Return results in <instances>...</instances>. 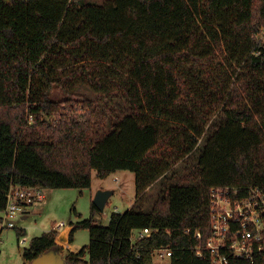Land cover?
<instances>
[{
  "label": "trees",
  "instance_id": "obj_1",
  "mask_svg": "<svg viewBox=\"0 0 264 264\" xmlns=\"http://www.w3.org/2000/svg\"><path fill=\"white\" fill-rule=\"evenodd\" d=\"M263 27L264 0H0V210L12 184L84 189L94 170L135 172L141 197L205 137L198 183L172 184L150 211L113 212L107 225L92 202L70 232L72 242L89 229L90 243L66 260L161 264L153 251L169 245L170 264H210L194 247L210 233L212 187H264ZM81 86L129 101L100 138L99 101ZM144 227L159 230L132 243ZM58 234L32 238L24 260L64 251Z\"/></svg>",
  "mask_w": 264,
  "mask_h": 264
},
{
  "label": "rangeland",
  "instance_id": "obj_2",
  "mask_svg": "<svg viewBox=\"0 0 264 264\" xmlns=\"http://www.w3.org/2000/svg\"><path fill=\"white\" fill-rule=\"evenodd\" d=\"M81 3L103 4L106 0H77ZM79 92L91 99L99 101V125L97 126V138H100L109 126L118 119V116L129 112L128 99L121 92H114L110 96L94 91L88 86H81ZM226 116L216 115L208 123L206 137L218 127ZM38 135L28 134L23 137L28 142L37 141ZM205 137L202 139L196 151L187 159L175 164L171 171L150 186L141 197H137L136 173L130 170H120L103 179L93 171L92 185L89 188H52L45 190L47 198L34 206L27 219L17 220V228H9L0 236V264H24V250L30 246L32 238L40 236L44 231L52 229L56 222H64L59 238L69 226L73 227L77 222L86 219L91 214V204L101 188L112 190L105 209L100 211L95 218V223L107 225L113 212H125L128 209L150 211L154 200L162 194L165 188L172 184H196L199 182L198 159L204 147ZM26 228V234L19 236L18 229ZM90 243V231L87 228L78 229L74 233L73 241L63 254L68 251L77 252ZM58 250V249H56ZM59 251V250H58ZM156 262L169 264L166 258L161 260L154 257Z\"/></svg>",
  "mask_w": 264,
  "mask_h": 264
},
{
  "label": "built area",
  "instance_id": "obj_3",
  "mask_svg": "<svg viewBox=\"0 0 264 264\" xmlns=\"http://www.w3.org/2000/svg\"><path fill=\"white\" fill-rule=\"evenodd\" d=\"M257 38L264 42V27L257 33ZM46 198L45 189L41 187L12 184L7 193V205L0 210V236L6 229L17 228L16 221ZM210 221L208 237L204 243L194 247L198 257L208 259L210 264L264 262V187L256 185L245 190L235 186L212 187ZM63 226L66 224L59 222L55 229ZM158 230L151 227L134 229L131 233L132 243L150 237ZM196 235L202 238L200 230L196 231ZM172 255L173 248L169 245L153 251V258H167L169 264Z\"/></svg>",
  "mask_w": 264,
  "mask_h": 264
},
{
  "label": "crops",
  "instance_id": "obj_4",
  "mask_svg": "<svg viewBox=\"0 0 264 264\" xmlns=\"http://www.w3.org/2000/svg\"><path fill=\"white\" fill-rule=\"evenodd\" d=\"M120 171V170H119ZM119 171H116L114 173H117ZM121 172V171H120ZM101 189H105L104 187L101 188ZM46 200V199H45ZM37 204V203H36ZM35 204V205H36ZM39 204V203H38ZM32 206L31 210L29 212H27L26 214H24L19 220H25L28 218L29 214L31 212H33L35 209H34V206ZM62 222V221H61ZM59 223V222H56L55 225ZM55 225L52 227V229H55ZM73 227L69 226L67 229L64 230V233H63V237H62V240L60 241L59 240V236L57 237V241L59 244L63 245L65 247V250L70 247V232L72 230ZM20 229H23L25 234H26V228H20ZM52 229L50 230H47V231H51ZM60 229V228H59ZM46 232V231H44ZM59 235V234H58ZM64 251H58L56 249H52L44 254H42L41 256H39L38 258L34 259V260H31V261H26L24 262V264H70L67 260H66V254H63L62 252H65ZM68 251V250H67Z\"/></svg>",
  "mask_w": 264,
  "mask_h": 264
},
{
  "label": "water",
  "instance_id": "obj_5",
  "mask_svg": "<svg viewBox=\"0 0 264 264\" xmlns=\"http://www.w3.org/2000/svg\"><path fill=\"white\" fill-rule=\"evenodd\" d=\"M112 193L113 191L109 189H100L99 191H97L93 202L99 208L100 211H103L105 209V206Z\"/></svg>",
  "mask_w": 264,
  "mask_h": 264
},
{
  "label": "bare ground",
  "instance_id": "obj_6",
  "mask_svg": "<svg viewBox=\"0 0 264 264\" xmlns=\"http://www.w3.org/2000/svg\"><path fill=\"white\" fill-rule=\"evenodd\" d=\"M62 237H63V236H61V237L59 238L60 241L62 240Z\"/></svg>",
  "mask_w": 264,
  "mask_h": 264
}]
</instances>
